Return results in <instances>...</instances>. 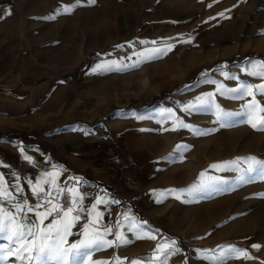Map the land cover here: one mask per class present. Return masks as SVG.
Returning <instances> with one entry per match:
<instances>
[{"label": "rangeland", "instance_id": "374dc122", "mask_svg": "<svg viewBox=\"0 0 264 264\" xmlns=\"http://www.w3.org/2000/svg\"><path fill=\"white\" fill-rule=\"evenodd\" d=\"M73 3L12 0L8 9L13 16L4 17V23L19 30L20 56L47 61L51 80L66 78L76 99L103 108L101 119L112 112L117 121L123 120L121 116L131 120L118 123L120 126L131 125L136 132L135 128L141 129L132 135L141 137L148 165L137 166L140 175L131 194L141 209L134 211L140 221H147L142 227L156 239L147 238V249L128 255L129 246L117 242L95 251L92 259L111 264H131L132 260L160 264L152 259L157 245L175 240L182 256L180 264H202L203 250L220 256L229 246L247 249L250 260L258 264L257 258H264V218L248 221V217L264 202L258 195L264 193V180H239L245 176L247 157L264 161V131L253 129L243 116L227 118L222 127L214 109L192 113L179 109L196 96L214 92L216 84L209 81L220 82L225 88L264 83L249 74L258 70L254 65L264 61V0H95L93 4L82 0V6L71 14H56L62 5ZM52 16L55 19H45ZM166 42L174 45L170 51L149 56L148 49H163ZM252 51L260 56H243ZM106 61H116L117 66L91 71ZM224 71L238 80L225 79ZM236 95L217 93L215 102L226 112L242 113L252 97L233 98ZM256 100L264 105V95L259 92ZM166 108L173 109L199 134L185 128L173 131L172 120L161 115ZM177 145L186 147L176 150ZM238 157L245 159L234 165L237 171L209 167ZM202 172L206 173L204 182L211 176L227 183L193 196L182 194L180 199H176L179 192L161 195L164 190H186L200 183ZM232 196L237 201L222 211L221 200ZM212 206L220 210L214 212ZM116 225L117 221L111 224L113 232L123 233L124 228ZM76 237L70 236L69 241ZM104 238L115 240V236ZM254 244L260 248H253ZM175 256L173 249L166 264H176ZM241 260L245 259L236 258L231 264ZM8 264L21 261L13 257Z\"/></svg>", "mask_w": 264, "mask_h": 264}, {"label": "crops", "instance_id": "0c3cea01", "mask_svg": "<svg viewBox=\"0 0 264 264\" xmlns=\"http://www.w3.org/2000/svg\"><path fill=\"white\" fill-rule=\"evenodd\" d=\"M10 1L0 0V175L5 178V186L15 195L18 182L24 189L18 198H27L34 205L37 197L28 182L35 184L46 178L45 173L59 172L55 184L42 187L52 191L54 203H64L65 197L70 201L71 193L58 192L57 188L65 184L71 188L74 185L69 178H78L79 191L86 194L85 207L90 208L97 195L120 201L98 205V211L103 213L98 226L111 227L117 221L124 228L121 234L128 240L130 251L125 255L144 251L147 238L137 242L136 233L129 231V222L124 219L127 215L137 223L141 220L134 211L140 209L138 200L133 201L131 194L140 175L137 166L148 165L141 137L132 135L131 125L118 124L131 122L127 116L117 121L115 114L109 112L101 119L103 108L76 99L66 78L52 81L47 74V61L19 55V30L4 23V17L13 16L7 14ZM135 130L141 132L139 128ZM24 155L31 156L32 162L26 161ZM14 203H4L5 210L14 211ZM29 216L34 218L33 213ZM73 231L79 232L80 226ZM114 233L106 237L113 238ZM6 243L0 238V245ZM202 255V264H216L215 258L220 257L209 250H203ZM176 256V264H180V250ZM232 260L236 258H225V264ZM257 261L264 264V258Z\"/></svg>", "mask_w": 264, "mask_h": 264}, {"label": "snow or ice", "instance_id": "6c2138e0", "mask_svg": "<svg viewBox=\"0 0 264 264\" xmlns=\"http://www.w3.org/2000/svg\"><path fill=\"white\" fill-rule=\"evenodd\" d=\"M88 4L95 3V0H87ZM82 6V0H74L71 5H62L57 10V15L71 14L76 8ZM209 7L212 5L209 4ZM230 11V10H229ZM10 15V11L7 13ZM219 15L223 16V13ZM55 19V16L46 17L45 19ZM213 19V18H210ZM175 38H169L172 40ZM140 43L156 44V41H141ZM174 47L173 44L165 43V47L148 49L149 56L153 54H163L170 51ZM144 55V53H141ZM114 66H117L116 61H106L102 64H97L91 71L93 73L98 71H108ZM254 69L249 74L257 76L264 80V61H259L254 65ZM241 71H246L241 69ZM225 79L238 80V77L230 75L224 71L221 73ZM216 84L214 92L204 93L196 96L194 100L185 103L179 110L185 113L199 112L207 109H214L217 121L224 126V121L233 116H243L245 121L251 125L253 129L264 131V105H261L256 100V93L259 92L264 95V83L253 85L250 83H239L235 88H225V86L217 81H209ZM224 96L226 93L237 94L233 98H243L244 96H251L252 100L245 105L242 113H233L224 111L219 104L215 102L216 94ZM167 114V117L172 120V130L176 131L179 128H185L192 131L194 134H199V130L193 125L186 123L176 112L171 108L161 110V115ZM145 117H137V119H144ZM150 118V117H149ZM87 134V133H85ZM182 145H177L176 150L181 149ZM23 153V149H21ZM23 158L32 162V157L24 155ZM245 159L238 157L236 161L222 162L219 164H212L209 167L218 169L220 171H237L238 167H234L238 161ZM246 161L248 167L245 169V176H241L240 183H248L253 179L264 180V161L258 160L255 157H247ZM55 167V166H53ZM59 172L45 173L46 178L36 181L33 184L28 182L30 190L34 196L37 197V203L34 205L29 203L27 198L20 200L18 197L23 194L24 189L20 187L19 183L15 185L16 194L14 195L9 187L5 186V178L0 175V238H4L8 243L0 245V264H8L10 258H15L21 261V264H111L110 261L93 260V253L95 251L106 250L119 244H127L128 240L121 234L120 231L114 233L115 240H108L104 237L113 234V228L109 226H98L100 218L103 213L98 211V205L107 206L110 203H120L113 197H101L97 195L95 202L91 207L84 206L86 194L79 191V184L81 183L78 178L70 177L69 180L73 181V187L69 188L67 184L63 188H57L58 192L71 193V199L65 197L64 203L53 202L52 191H45L42 185H53L56 183V178ZM206 173L202 172L201 182L190 186L189 189L182 190H164L161 195L165 197L179 192L176 199H180L182 194L193 196L197 193L203 192L219 184H225L227 181L219 177L207 178V182L203 181ZM17 181L19 177H16ZM154 194L156 190H153ZM264 197V193L258 194ZM12 204L13 210H5L4 203ZM157 203H162L158 200ZM26 209V211H25ZM29 213L34 214V218L29 216ZM83 214V215H82ZM51 218V219H49ZM127 220L129 231L135 232L137 238H148L155 240L156 236L144 230L143 225L147 221L136 222L133 217L124 216ZM84 221L82 224L81 221ZM48 221V223H45ZM80 226V231L74 233L73 229ZM120 227L119 223L116 225ZM143 233V235H141ZM78 235L79 238L70 242L69 237ZM177 241H166L164 244H158L152 259L160 261V264H166L167 256L173 249L179 251L175 246ZM253 248L259 249L260 245H252ZM158 253V255H157ZM163 258V259H162ZM225 258H243L251 259L247 249L236 248L229 246L226 251H222L220 257L215 258L218 264H225ZM119 261L121 258H116ZM127 259V258H123ZM131 264H141L139 260H132Z\"/></svg>", "mask_w": 264, "mask_h": 264}, {"label": "bare ground", "instance_id": "6f19581e", "mask_svg": "<svg viewBox=\"0 0 264 264\" xmlns=\"http://www.w3.org/2000/svg\"><path fill=\"white\" fill-rule=\"evenodd\" d=\"M243 195V194H242ZM237 201V197H225L221 200V203L219 204V206H222V211L225 210L229 205H231L233 202H236ZM213 207V206H212ZM217 209L220 210V207H213V211L214 212H217ZM264 218V202L262 203H259V205H257L255 208H254V212L252 215H250L248 217V221L249 220H259V219H262Z\"/></svg>", "mask_w": 264, "mask_h": 264}, {"label": "trees", "instance_id": "16d2710c", "mask_svg": "<svg viewBox=\"0 0 264 264\" xmlns=\"http://www.w3.org/2000/svg\"><path fill=\"white\" fill-rule=\"evenodd\" d=\"M243 56H253V57H258V56H260V53H259V52H254V51H252V52H247V53H245ZM238 57H242V55H240V56H238Z\"/></svg>", "mask_w": 264, "mask_h": 264}, {"label": "built area", "instance_id": "2783aa9c", "mask_svg": "<svg viewBox=\"0 0 264 264\" xmlns=\"http://www.w3.org/2000/svg\"><path fill=\"white\" fill-rule=\"evenodd\" d=\"M237 264H254L250 259L241 260Z\"/></svg>", "mask_w": 264, "mask_h": 264}]
</instances>
